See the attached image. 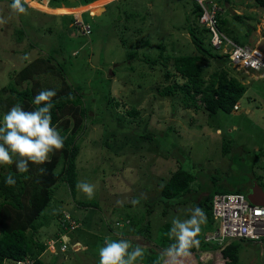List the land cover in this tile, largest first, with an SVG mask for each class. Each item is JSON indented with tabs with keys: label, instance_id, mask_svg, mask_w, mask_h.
<instances>
[{
	"label": "rangeland",
	"instance_id": "374dc122",
	"mask_svg": "<svg viewBox=\"0 0 264 264\" xmlns=\"http://www.w3.org/2000/svg\"><path fill=\"white\" fill-rule=\"evenodd\" d=\"M77 1L80 2L40 0L42 3L31 7L48 14L28 8L26 15H16L8 0H0V16L8 21L0 25V90L11 80L10 73L15 74L27 62L40 57L49 58L50 66L63 71L62 77L68 84L86 88L83 101L88 111L82 120V130L77 133L81 136L76 160L77 184L84 181L95 185V196L88 199L77 186L72 194L62 182L53 186L49 203L34 219L36 238L46 240L55 233L59 235L60 222L66 215L74 216L83 227L67 237L65 255L60 252L49 255L50 251L45 250L41 258L46 264H98V252L105 240L120 239L141 245L145 255L162 253L156 241L161 229L166 223L171 225L174 218L187 219L195 208L193 199L173 205L159 200L162 178L178 164L194 174L192 187L198 191L193 194L196 198L212 189L241 188L246 192L258 175L263 177L264 188V154L254 160V153L264 149V79L256 70L224 65L229 75L246 86L238 109L231 113L210 114L202 108L184 105L182 92L161 96L158 91L172 82L165 73L167 70L174 73V69L172 60L163 66L159 45L165 46L163 55L199 53L186 28V15L192 13L193 0H94L86 5H71ZM221 2L226 5L223 14L237 41L259 45L264 52V7L254 0ZM85 10L81 21L90 26L88 34L82 33L70 17L73 14L79 19ZM234 14L241 15L243 21H237ZM71 25L75 27L69 29ZM18 30L23 31L22 39L16 35ZM225 48L213 46L211 52L223 56ZM130 51L137 54L132 59L126 57ZM25 54H29L28 60L23 59ZM146 59L158 61L150 64ZM216 64V59L204 57L205 77L216 69ZM35 79L41 90L58 89L63 81L59 75L48 72L37 74ZM33 81L36 80H29V84ZM108 89L112 100L106 105L103 91ZM132 108L138 110L137 116L128 114ZM109 113L123 118L138 131L146 124V130L156 134L154 139L138 138L140 141L132 145L123 136L126 131L119 128L112 131L114 124L113 127L107 124ZM163 133L167 146H171L168 149L166 145L158 146L157 137ZM124 142L127 144L120 146ZM62 161L61 158L56 172ZM4 171L0 168V173ZM137 198L139 203L133 204ZM81 202L95 205L82 206ZM146 202L153 208L147 217L148 237L135 232L146 223L144 214L149 208ZM126 213L134 225L125 223ZM59 215L63 218L58 219ZM208 227L202 226L200 246L185 264H224L220 252L215 250L222 243L204 242ZM76 238L80 249L74 248ZM241 245L238 254L241 264H264V239L243 240Z\"/></svg>",
	"mask_w": 264,
	"mask_h": 264
},
{
	"label": "trees",
	"instance_id": "16d2710c",
	"mask_svg": "<svg viewBox=\"0 0 264 264\" xmlns=\"http://www.w3.org/2000/svg\"><path fill=\"white\" fill-rule=\"evenodd\" d=\"M8 1L11 4L12 0ZM92 1L94 0H80V2H76V5H71H86ZM218 1L221 2L222 0ZM225 1L229 2L230 0ZM254 1L257 5L264 7V0ZM36 3L38 2L29 0L30 5ZM26 7L29 8L28 5H26ZM191 12L192 13L186 15V19H188V25L186 28L191 37L192 44L199 53L163 55L165 46L159 45V57L163 59V66H165L166 62L172 60L174 69V73L169 70L166 71V78L172 79V82L159 90V95L176 96L177 93L182 92V102L184 105H193L195 109L202 108L203 111L210 114H217L221 111L231 113L234 110V105L244 95L246 86L237 77L229 75L228 70L224 67L226 63L232 65L227 54L221 56L216 52H211L213 47H211L210 44L212 34L207 27L199 22L202 8L196 0H193ZM63 16H65V14ZM71 16L72 15H70V17ZM191 16H193L192 20L189 21V17ZM233 16L237 21H243L241 15L234 14ZM216 18L219 29L232 39L234 43L246 45L245 43L240 44L237 41L234 32L228 26V20L223 12H218ZM74 21L75 18L72 16V23H74ZM72 27L74 28L75 26L71 25L69 26V29ZM102 29L104 32L108 31L104 28ZM16 35H21L20 39L24 37L22 30H18ZM205 39L208 40V45L205 43ZM136 55V51H130L127 53L126 57L132 59ZM204 57L214 58L217 62L216 69L210 72L208 77H205L203 74L202 62L204 61ZM145 61L154 64L158 60L153 59L150 62L149 59H146ZM49 62V58L42 57L37 58L30 63L27 62L20 71L15 74L10 73L11 80H9L7 86L2 87L0 90V92H2V94L0 93V120H2V116L17 103L21 104L27 111L31 108L35 110L38 107L33 102L34 97L41 91L38 83L39 81L35 79L37 74L48 72L59 75L60 79H63V81L58 89H54L56 91V96L53 97L54 107L51 110V114L53 126L56 127L60 134L65 137L64 148L51 154L49 163L33 164L29 162V171L25 173H19L15 164L10 166L0 165L1 169H6V172L4 171L3 173H0V264H5V261L10 259L24 260L25 258L30 259L31 264H46L41 258V253L45 250L46 244L45 240H38L36 238L37 232L34 231L36 228L34 222L35 216H37L49 203L53 192L52 188L53 186H56L58 182L66 183L72 194H75L76 192L78 182L76 160L80 151L79 137H81H78L77 133L83 127L82 120L88 111L83 101V90L86 88H84L83 85L73 87V85L68 84L66 80H64V77H62L63 71L56 69L54 66H50ZM57 67L59 68L58 63ZM61 72L62 74H60ZM33 79L36 81L29 84V80ZM179 80H182V82ZM18 86L21 87L19 88ZM4 92L6 93L4 94ZM103 97L106 99V105L108 102H111L112 99L109 96V89L103 91ZM29 106L31 107L30 109H28ZM128 114L130 116H137L139 112L137 109L132 108L129 110ZM107 119V124H110L109 126L113 127L114 124L112 129L113 132H115L116 129L118 130V128L124 130V132L126 131L127 135H122L128 138V142L130 141L132 145H136L137 141H140L138 138H144L143 140L149 141L153 140L156 135L155 133L146 130V124L142 125L138 131L135 127H130L128 122L123 118L119 116L112 117V113L107 115ZM163 136H165L164 133L162 136L159 135V137H157L158 146L166 145L165 149H168L171 146H167L166 139ZM125 144L127 143H121L120 146ZM124 149H127V146ZM263 154L264 149H259L254 153V160H257V158ZM61 158L63 159L61 169L56 172V166ZM177 158H179V156ZM14 159L18 158L14 157ZM41 169H43V172H41ZM9 174L13 175L17 181L13 186H8L5 183V179ZM257 178L258 180H255L262 185V175H258ZM195 179L194 174L189 169L178 164L175 170L171 171L168 176L162 178L163 182L160 184L159 200L173 205L175 203L185 204L190 199H193L195 207L198 206L204 209L207 216V222L205 225H210L208 230H211L214 226L211 213L213 196L219 193L245 191L241 188H236L233 191H219L212 189L210 192L206 191V194L202 195L200 198H196L193 194H198V191L192 187ZM259 179H261L262 183ZM191 193L192 195H190ZM147 204L149 208L146 209L144 214L146 223L144 226H138V229L135 231L146 237L149 235L150 224L147 217L151 214L153 209L152 204ZM80 205L85 206L95 204L81 202ZM163 212H166L165 209ZM71 217L76 219L74 216ZM123 217V220L129 219V224L130 222L132 225L135 224L129 214L126 213ZM57 218L61 219L63 217L59 215ZM115 224L116 226H119V220H116ZM170 227L171 225L166 223L161 229L160 236L156 239L158 246L162 248L163 251L174 242L173 240H170L167 235ZM28 228L31 230L29 231ZM110 228L111 227L108 225V229ZM60 230L61 235L70 238L73 233L79 229H71L69 221L62 219L60 222ZM52 236H54V239H58L59 237L57 233ZM48 238H51V235L48 236ZM77 240V238L74 239V242ZM63 243L65 242L61 240V244ZM241 243L242 240L231 239L223 242L219 247H215V250L219 251L224 259V264H241L238 256L240 247L242 246ZM55 246L57 249L60 247L57 242L55 243ZM195 250L196 248H193L191 252L194 254ZM162 253L148 252L143 258L141 264H162Z\"/></svg>",
	"mask_w": 264,
	"mask_h": 264
},
{
	"label": "clouds",
	"instance_id": "9594fccd",
	"mask_svg": "<svg viewBox=\"0 0 264 264\" xmlns=\"http://www.w3.org/2000/svg\"><path fill=\"white\" fill-rule=\"evenodd\" d=\"M34 1L40 2V0ZM26 5H28L29 8H34L31 7V5L29 4V0H12L10 4V9L16 15H26L28 13V8L26 7ZM84 12H87V10L83 11L80 14L79 19L76 17V15L70 14L75 18L73 24H75L80 30L81 25H85L81 21L82 14ZM7 22V19L0 16V25H5ZM82 33L88 34L85 33L83 30ZM256 46L259 47V45ZM224 54H227L228 57V53ZM23 59L28 60L29 54H25ZM55 96V90H41L34 97L33 102L35 105L38 106L35 110L27 111L22 107L21 104L17 103L16 105L12 106L11 109L4 114V116H2V120H0V165L10 166L15 164V167L19 173H25L29 171V162L33 164L49 163L50 155L64 148L65 137L62 136L57 130V128L54 127L52 124L51 110L54 107L53 97ZM238 102L239 100L237 101V103ZM237 103L234 105V110L238 109ZM14 157L18 159H14ZM41 172H43V169H41ZM255 182L257 181L255 180ZM5 183L8 186H13L17 183V181L13 177V175L9 174L5 179ZM257 183L259 184V182ZM260 186L263 188V184ZM77 188L82 191L88 199L94 198L95 185L82 181L77 184ZM249 189L250 188H248L246 192L227 193H241L245 196L246 200L249 201L246 197V194L248 193ZM118 203L122 204L123 202L118 201ZM132 203H139V199H134ZM253 205L264 206L256 204ZM74 220L77 221V219ZM213 221V228L211 230H208L204 234V242L207 244L223 243L231 239H238L242 241H261L262 239H264V236H262L258 239L226 237L222 241L206 240L205 237L211 234L217 228V221H215L214 219ZM78 222L80 223V221ZM206 222V213L204 209L198 206L191 210V214L187 219L181 220L179 218H174L171 222V227L167 233L169 239L173 240L174 242L171 243L161 254L162 264H185V260L192 254L191 250L193 248H199L200 240L198 239V236L201 233L202 226L206 224ZM82 227L83 226L80 223L75 228L81 229ZM58 236V239L64 237L63 241L66 244L67 236L61 235L60 233ZM53 239L54 236L51 235V238H47L45 240V250L50 251L49 255L55 254L57 252H60L65 255V252L68 248L67 244L64 250H60V247L59 249L55 247L54 251H51L49 249V241ZM77 242L79 241L77 240L76 242H74V248L81 246L78 245ZM57 244L58 246L61 245L58 242ZM81 247H79L78 249H80ZM42 254L43 253H41V256ZM98 255V264H137L138 261L143 260L145 253L141 245H133L132 242L129 240L120 239L112 241L105 240L104 246L99 249ZM10 260L13 261V264H17L16 262L20 259ZM7 262H9V260H6L5 264Z\"/></svg>",
	"mask_w": 264,
	"mask_h": 264
},
{
	"label": "built area",
	"instance_id": "2783aa9c",
	"mask_svg": "<svg viewBox=\"0 0 264 264\" xmlns=\"http://www.w3.org/2000/svg\"><path fill=\"white\" fill-rule=\"evenodd\" d=\"M196 1L202 8L199 22L210 30L212 46L226 47L225 53H228L232 66L256 70L264 78V52L261 48L256 45L236 44L219 29L216 15L218 12H224V3L218 0ZM81 29L85 33L90 31L88 25H81ZM212 215L217 221V228L205 237L206 240L222 241L226 237L258 239L264 236V206L251 204L241 193L215 194L212 200ZM66 220L69 221L71 229L80 224L69 215H66ZM125 223L128 224L129 220L126 219ZM63 239L64 237L50 240L49 249L54 251L55 243L61 244ZM65 248V243L60 245V250ZM16 263L31 264V260L25 258Z\"/></svg>",
	"mask_w": 264,
	"mask_h": 264
},
{
	"label": "water",
	"instance_id": "95a60500",
	"mask_svg": "<svg viewBox=\"0 0 264 264\" xmlns=\"http://www.w3.org/2000/svg\"><path fill=\"white\" fill-rule=\"evenodd\" d=\"M246 197L253 204L264 205V189L257 182L250 187Z\"/></svg>",
	"mask_w": 264,
	"mask_h": 264
},
{
	"label": "crops",
	"instance_id": "0c3cea01",
	"mask_svg": "<svg viewBox=\"0 0 264 264\" xmlns=\"http://www.w3.org/2000/svg\"><path fill=\"white\" fill-rule=\"evenodd\" d=\"M33 9L36 11L42 12V13H46L45 11H41L40 9H37V8H33ZM46 14H48V13H46Z\"/></svg>",
	"mask_w": 264,
	"mask_h": 264
},
{
	"label": "flooded vegetation",
	"instance_id": "af4514ba",
	"mask_svg": "<svg viewBox=\"0 0 264 264\" xmlns=\"http://www.w3.org/2000/svg\"><path fill=\"white\" fill-rule=\"evenodd\" d=\"M254 182H255V180H252L251 183H250L251 184L250 186H253Z\"/></svg>",
	"mask_w": 264,
	"mask_h": 264
},
{
	"label": "bare ground",
	"instance_id": "6f19581e",
	"mask_svg": "<svg viewBox=\"0 0 264 264\" xmlns=\"http://www.w3.org/2000/svg\"><path fill=\"white\" fill-rule=\"evenodd\" d=\"M13 260V259H12Z\"/></svg>",
	"mask_w": 264,
	"mask_h": 264
}]
</instances>
